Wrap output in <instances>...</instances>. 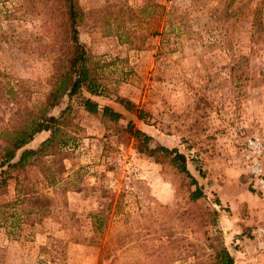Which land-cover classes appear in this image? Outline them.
<instances>
[{"label": "rangeland", "instance_id": "1", "mask_svg": "<svg viewBox=\"0 0 264 264\" xmlns=\"http://www.w3.org/2000/svg\"><path fill=\"white\" fill-rule=\"evenodd\" d=\"M33 2L36 12L19 18L22 0H0V88L14 98L0 91V126L22 123L50 89L59 16L51 0ZM76 2L79 41L104 93L81 89L47 111L63 114L66 142L20 172L32 198L8 213H31L25 222L0 217V264H215L221 247L233 264H264V196L249 191L241 156L243 141L257 137L264 158V2ZM86 98L121 119L87 113ZM127 123L151 137L150 148L182 153L204 196L189 200L194 186L168 158L138 153ZM49 173L60 180L54 189ZM12 189L9 180L1 203Z\"/></svg>", "mask_w": 264, "mask_h": 264}, {"label": "trees", "instance_id": "2", "mask_svg": "<svg viewBox=\"0 0 264 264\" xmlns=\"http://www.w3.org/2000/svg\"><path fill=\"white\" fill-rule=\"evenodd\" d=\"M34 0H22L17 12H22L19 18H23L24 14L32 15L36 12ZM50 1V0H46ZM59 16L58 31L56 33L58 47L52 52V73L48 78L50 89L45 99L39 105L36 111L31 109L26 110L24 115L26 118L18 125H13L8 121L5 125L0 126V196L6 193L8 181H13L12 200L1 203L0 201V217H2L10 206L22 203H29L32 196L29 195L31 187L21 180L20 172H23L28 166L35 163L40 157L55 156L62 152L65 145V139L61 129L62 118L47 115V111L55 107L63 98H71L84 89L89 96L99 97L104 92L100 83L97 81L95 67L88 65L87 53L83 44L79 41L78 28L82 23L83 14L79 10L76 0H51ZM263 3L264 0H259ZM230 4V3H229ZM44 6H47L44 5ZM259 10H255L252 19V28L260 26ZM6 17H14L15 13H4ZM56 42V43H57ZM57 46V45H56ZM0 91L8 95L10 100H13V89L10 87H2ZM0 92V96L2 94ZM1 98V97H0ZM115 103L122 106L126 111L136 113V118L141 121L145 119V114L141 110H137L133 103L120 97H115ZM84 111L90 114H97L102 118L108 119L111 122H117L121 119V114L113 111L109 106H102L86 98L81 102ZM16 112L13 113L15 115ZM126 130L131 134L136 141V150L150 158L163 157L168 158L169 162L181 173L189 184L194 186V190L189 194L190 201H196L203 197L202 190L198 185L197 180L192 176L186 166L185 156L177 149H168L163 146L154 148L149 147L151 137L143 131L134 128L132 124L127 123ZM41 132H48L47 137L41 141L35 148H25L33 137ZM46 168V167H45ZM48 167L46 168V171ZM199 176L202 173L197 169ZM45 185L54 189L56 184H59V178L54 177L53 173L44 178ZM250 192H254L248 185ZM54 191V190H53ZM13 202L14 204H10ZM218 204V201H215ZM31 209L29 207L20 213H8L10 218L19 217L25 218L30 216ZM17 214V215H16ZM31 223V222H30ZM215 264H233V259L228 251L221 247L215 255Z\"/></svg>", "mask_w": 264, "mask_h": 264}, {"label": "built area", "instance_id": "3", "mask_svg": "<svg viewBox=\"0 0 264 264\" xmlns=\"http://www.w3.org/2000/svg\"><path fill=\"white\" fill-rule=\"evenodd\" d=\"M242 163L249 179V187L264 196L263 144L257 137L246 138L241 144ZM260 229L258 230V234Z\"/></svg>", "mask_w": 264, "mask_h": 264}, {"label": "crops", "instance_id": "4", "mask_svg": "<svg viewBox=\"0 0 264 264\" xmlns=\"http://www.w3.org/2000/svg\"><path fill=\"white\" fill-rule=\"evenodd\" d=\"M107 106V105H106ZM30 148V147H29Z\"/></svg>", "mask_w": 264, "mask_h": 264}]
</instances>
